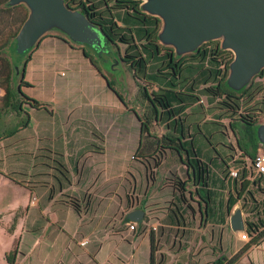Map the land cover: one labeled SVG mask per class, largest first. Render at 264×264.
Returning a JSON list of instances; mask_svg holds the SVG:
<instances>
[{"label": "crops", "instance_id": "1", "mask_svg": "<svg viewBox=\"0 0 264 264\" xmlns=\"http://www.w3.org/2000/svg\"><path fill=\"white\" fill-rule=\"evenodd\" d=\"M118 23L122 21L118 20ZM40 51L43 54L38 58L36 55ZM30 56L26 64L39 62L47 66L45 71L55 64H58L57 71L59 66L61 71L69 70L68 82L82 79L77 72L79 62L78 66L84 72H81L83 81L87 84L84 99L91 103L99 97L95 95L96 86L103 93V103L117 108L115 128H106V120L112 114L107 106L100 111L94 110V113L89 108L90 118L85 119L86 122L79 119L73 103L80 94H66L64 104L72 106L62 109L63 118L58 123L52 116L55 112L53 107L42 108L45 111L42 122L34 129L30 125L31 115L29 123L17 129L22 111L11 109L0 112V183L13 180L11 175L16 173L24 175V181L34 177L38 185L35 191L31 189V195L35 196H31L33 204L28 206L25 216L26 231L39 235L35 239L37 244L42 243L50 249L62 242L68 250H75L67 257V264H149L151 232L157 252H161V256L157 255L158 264H208L221 254L231 256L247 242L242 241L240 234L245 231L246 218H253L250 213L252 205L242 198L246 191L240 198L237 192L241 180L254 176L249 177L248 167L246 172L243 171L242 163H234L232 158L244 154L245 148L248 150L246 136L250 141V131L239 120L235 123L244 125L247 134L243 131L238 133L237 127L232 130L230 119L222 114L215 100L209 101L202 93L203 80L207 77L209 83L213 81V75H208L204 66L198 67V60L191 62L195 68L180 73L183 81L176 82L175 89L178 92L181 90L178 95L184 100L171 101V112L157 103L155 107L151 103L150 133H143L151 139L145 147L142 143L144 152L151 148V167L147 160L148 166L142 161V168L134 159H127L128 152H139L141 128L137 114L132 106L125 105L109 88L101 74L96 71L93 76L94 70L85 64L90 61L83 51L56 34H49L30 51ZM165 64L164 59H151L145 69L139 70L145 79L151 72V92L158 90L152 74ZM25 79L30 85L22 88L33 83L31 78ZM103 81L110 93L103 90ZM52 83L55 88L56 80L53 79ZM2 93L3 90L0 91ZM54 99L60 102L56 96ZM118 100L122 106H119ZM26 106L23 105V108ZM126 109L132 112L138 125L136 129L124 127ZM143 117L149 118L148 115ZM76 122L80 123L77 127L73 126ZM93 137H98L99 142H95ZM88 145L100 149L104 157L90 162L87 159L91 151ZM122 155L128 162H123ZM225 156L226 161H223L221 157ZM156 157L159 163H156ZM196 157L206 164V185L198 179L193 159ZM242 158L248 162L245 154ZM97 162L101 171L97 167L92 169ZM58 165L62 169L58 170ZM3 167L8 170L7 173ZM178 179L187 181L182 194L175 185ZM139 183L143 184L141 189ZM247 189H253L251 183ZM57 192L67 198L57 199L59 203L48 208L46 201ZM71 201L78 202L80 212L73 208ZM227 201L232 203L229 208ZM237 201L240 204H236ZM236 206H239L244 221L243 230L233 229L231 225V215ZM134 209L140 210L134 212ZM129 222L136 223L135 229H129ZM254 248L264 251V240L251 245L242 254L248 257L251 264H256L250 257ZM37 264L48 262L42 257Z\"/></svg>", "mask_w": 264, "mask_h": 264}, {"label": "trees", "instance_id": "2", "mask_svg": "<svg viewBox=\"0 0 264 264\" xmlns=\"http://www.w3.org/2000/svg\"><path fill=\"white\" fill-rule=\"evenodd\" d=\"M65 1L70 6L79 8L82 12L86 13L90 19L95 21L97 24H100L108 34L110 38L109 40L115 45V47L120 48V43L124 45V53L128 57L125 59V62L129 64L131 70H134V74H136L140 69H145L147 62L149 60L151 61V59L155 60L160 58L166 60L165 66L158 68L155 73L152 74L153 82L157 85L158 90L151 92L149 84L141 85L142 94L150 102V104L151 94L154 93L156 94L157 104L162 106L165 110H167V112H171V101H183L184 99L178 95V93H181V90L178 92L175 89V83L182 82L183 80L180 77V73L183 70L189 71L190 69L192 70L195 68L193 66L195 64L193 63L192 65L191 62L193 60H198L196 65H198V67L204 66L203 69L208 73V75H213V81L207 83V77L203 80L204 85L201 88L202 93L207 96L209 101L215 100L216 104H218L217 107L222 114L230 119V127L232 130L236 129L235 121L239 120L249 126H255V124L263 118L264 67L260 69L258 74L254 76L252 81L247 86L238 90L229 87L226 83V77L228 73V63L233 57V52L230 49L221 48L219 39L205 41L192 52L185 53L183 55H175L172 47L164 45L158 40L157 32L161 25V19L142 11L140 7V0H111V3L109 0ZM27 13L28 8L24 3L11 5L8 3V0H0V90H4V93L0 94V112H6L11 109L16 110L17 112L22 111L23 114L17 122V129L25 127L30 121V113L23 108V105H27L31 108L43 109H47L49 107L47 102L26 94L22 89L24 85H30V82L26 80L24 76L26 63L31 58L30 52L26 56L24 65L22 66L23 68H20L17 76L18 80L15 86H13V64L9 56L4 52L5 48L8 46L12 44L15 46L14 37L23 20L27 16ZM118 20L122 21V23L119 24ZM129 21H133L134 23L132 22L129 24ZM134 32H138L141 46L145 48L144 51L141 50L138 42L135 40L133 35ZM47 35L49 34H44L37 41L34 47H37L39 42ZM56 35L66 38L64 35ZM81 48L83 55L89 59L90 63L97 68L98 72H100L103 76L104 74L96 64L92 54L89 51H86L83 47ZM128 50L132 52H129ZM148 76L150 79H148L146 83L151 84V72ZM103 77L106 79L109 88H111L115 94L123 100L120 94L112 87L111 81L105 76ZM157 91H160L162 95H160ZM123 102L127 105L124 100ZM153 106L155 107L156 104L154 103ZM133 111L137 114L136 116L140 121L141 128V143L138 148V155L146 157L145 154L147 152L144 153L142 150V138L144 136L143 133H150V120L149 118H144L138 114L136 110L133 109ZM248 130L252 136L251 143L254 150H256L258 145L261 146V144L258 142L256 137L255 128L252 129L249 127ZM178 146H180V144H178ZM240 148L243 150L242 146H240ZM243 151L245 156H247L248 162L243 160L242 156L244 154L235 156V158H232V161L234 163H242L241 168L245 172L247 170L246 167H248L249 177L254 176L252 179L245 178L241 180L240 189L237 192V196L240 198L242 197V192L246 191V195L242 198L247 199L250 205H252L250 213L253 218H246L245 220V232L250 237L249 240L231 256L221 254L217 259L209 262L208 264H233L251 245H257L264 240V204L260 208H257V205L264 202V200L260 202L256 199L254 191L247 189V186L251 183L252 186L256 187V190L258 189L262 191L263 188L261 187L260 182L264 181V173H254L253 163L255 153L248 151L246 148ZM228 156L231 157V155ZM226 157L227 156L221 157V159L226 161ZM193 159L197 166L198 179L203 185H206V164L197 157ZM146 162L147 160L145 163ZM159 162L160 160L156 157V163ZM189 163L192 164L191 161ZM146 166H148V163H146ZM186 182V180L181 179L175 181V185L181 194L185 190L184 186ZM204 201L208 203L207 200ZM231 204L232 203L227 201L228 208ZM71 205L74 209L80 212V206L77 201H71ZM149 241V264H158L157 255L161 256V252H157L158 248L156 241L151 232L149 234ZM15 256V252H5L4 257L7 264H15Z\"/></svg>", "mask_w": 264, "mask_h": 264}, {"label": "rangeland", "instance_id": "3", "mask_svg": "<svg viewBox=\"0 0 264 264\" xmlns=\"http://www.w3.org/2000/svg\"><path fill=\"white\" fill-rule=\"evenodd\" d=\"M111 3L112 1L109 0ZM133 21H129V24H131ZM134 23V22H133ZM137 31V30H136ZM48 34H59V35H64L62 32L58 30H49ZM128 35V34H127ZM135 40L138 42L139 47L141 50H145L144 47L141 46L140 39L138 32L133 33ZM63 39V38H62ZM66 41V40H65ZM143 41V40H142ZM67 42V41H66ZM220 42V39H219ZM71 46L73 47H78L76 43L73 41L68 42ZM120 43V42H119ZM121 47H118V51L116 50V47L111 43L107 42L103 48H101L99 51H95L92 48H90L87 45L82 46L86 51H89L96 64L98 67L102 70L103 76L108 78L111 81L112 87L120 94V96L123 98V100L127 103V106H132L133 109H137L138 112L142 115H148L149 120L152 118L153 115V106L150 104L146 98L142 96V91H141V85L143 84H149V88L151 90V84L146 83L147 79H150L149 76H147V79H145L144 75L141 73V71H137L136 74L131 70L130 66L128 63H124L120 60L119 54H124V45L119 44ZM80 50L82 51V48L80 47ZM4 52L9 56L12 64H13V72L15 73L17 67L20 69L24 65L26 56L29 54L28 52H18L14 46V44L8 46L5 48ZM119 52V54H118ZM43 53L40 51L38 55H36L38 58H40V55ZM82 55V54H80ZM36 57V60L38 61V58ZM87 61V59H85ZM77 63V62H76ZM80 63L78 62V65ZM88 68H92L94 70V73L98 70L95 68L92 64L90 65V62L87 61L85 63ZM84 64V65H85ZM58 64L53 65L50 67V70L45 71V68L47 66H44L43 64H39V62H29L26 64L25 67V77H28L29 79L31 78L33 83L31 84L30 87L27 88H22L23 91H25L26 94L36 97L37 99L47 102L49 107H53V110L55 111L52 116H55L53 119H55V123L60 120L61 118V113L63 108H67L69 106H72V104H64L65 103V97L67 95H79L75 99V102L73 103L76 105L74 109H76L79 113V116L82 121H87L85 119H89V108H92V112L94 110L100 111L101 108L106 107L108 108V112H112L111 118L106 120V128H115L116 122L115 118L116 113H117V108L114 105H111L112 107H109L110 105H107L103 103V93L99 88L96 86L95 88V95L98 94L99 97L97 99H93L91 103L88 102V100L84 99V87L87 88V84L85 85L83 78L84 75H82L83 69L82 67L77 66V72H79L81 76V80L78 82L75 81H70L68 82L67 80L69 79L70 76V71L65 69L57 71L55 68L57 67ZM89 65V66H88ZM75 66V64H74ZM71 69V68H70ZM27 70V71H26ZM56 70V71H55ZM82 72V73H81ZM73 73V72H71ZM100 74V72H98ZM18 75L14 74L13 77V86H15L17 80H18ZM56 80V85L54 88V83H52V80ZM65 81H62V80ZM104 82V81H103ZM67 83V84H65ZM69 83H72L69 85ZM74 83V85H73ZM64 84V85H63ZM77 88V89H76ZM103 90L106 92L110 93V89H106L105 82L103 83ZM56 91L54 92V90ZM1 89L0 91H2ZM4 91V90H3ZM70 92V93H69ZM101 92V93H100ZM56 98L60 99V102L55 101V96ZM116 97V96H115ZM119 106H122V104L118 100ZM158 107V106H157ZM25 109L30 113L31 115V126L33 129L38 125L40 122H42L41 119H43L44 115V110L42 108H31L29 106H26ZM94 113V112H93ZM115 115V116H113ZM264 115V114H263ZM78 116V115H77ZM113 117V118H112ZM124 117H125V123L124 127H127L129 129H136L137 128V123L136 120L133 117V114L130 110H125L124 111ZM52 120V119H50ZM264 120L263 118L260 119V121ZM152 122V119L150 121V124ZM13 126L14 123H11ZM246 124V123H245ZM80 123L76 122L75 127L79 126ZM72 126V127H73ZM235 126L237 127L238 133L241 134V131H243L245 134H247V131L245 130L246 127H250L254 129V126H249L246 124V127L244 125H240L238 123H235ZM30 130V128H28ZM21 133V132H20ZM250 138V141H248V138L246 136V142L248 143L247 148L249 151H252L254 153L257 152L259 148H264L262 145H258L256 150H254L253 145L251 143V134L248 136ZM46 138V137H45ZM95 142H99L98 137H93ZM149 138L147 135L143 137V145L144 147L149 143ZM48 140V139H46ZM96 144V143H94ZM90 150L89 151V157L87 159L90 160V162L97 161L99 157H104L102 153L99 151L97 147L88 145ZM142 147V150L144 149ZM130 151L127 153V159H134L135 163L140 165V167L143 168L141 165V162H145L146 160L149 161L150 167H151V148L150 150L145 154L146 157H143L141 155H138V152ZM145 153V152H144ZM115 155V153L113 154ZM133 155V156H132ZM133 157V158H132ZM115 158V156H114ZM126 159V156L122 155V160L123 162H128ZM139 162H138V161ZM137 161V162H136ZM100 164L97 162L96 164L93 165L92 169L98 168L99 171H101V168L99 167ZM61 168L60 165H58V170ZM5 170L4 172H8V170L3 167ZM62 169V168H61ZM1 170V169H0ZM115 170H113L114 172ZM8 175H11L8 174ZM13 180H7L2 181L0 183V264H7L6 259L4 257L5 252H15V264H37L39 261V258L44 257L45 260H47L48 264H67L66 259L68 256L71 255L72 251H75L71 249L72 251L68 250L66 245L63 244L62 242H59V245L56 247H51L50 249H46L42 243L37 244L35 241L36 237H39V235L33 231H26L27 228V217L25 216V213L27 212L28 206H31L33 203L30 202L31 196H35V194H32L31 189H36V186L38 185L35 182V179H25L24 181V175L21 173H16L12 174ZM18 179V181H23L22 183H16L14 180ZM143 184L139 183V188L141 189V186ZM261 187L263 188V192L260 190H256V187L253 186V191L254 195L257 200L262 202L264 200V181L260 184ZM151 189V187H150ZM116 192V191H115ZM54 194V193H53ZM119 194V193H118ZM67 197H64L62 195H59V192L57 194L53 195V198L50 200L46 201V206L48 208H51L52 206H56L59 201H56L57 199H65ZM116 200H118V196H116ZM236 204H240V201H237ZM264 204V202L259 203L257 205V208L261 207ZM37 235V236H36ZM241 237V234H240ZM249 235L247 238H242L243 242H246L249 240ZM226 241V240H225ZM43 242V241H42ZM226 248H228L226 246ZM228 250V249H227ZM228 254L230 253L227 251ZM261 254V255H260ZM83 255V254H80ZM261 256V259L259 257ZM250 257H252L256 264H264V251L261 250L260 248H254V250L251 252ZM258 258V259H257ZM233 264H251L249 262V259L246 255L240 256Z\"/></svg>", "mask_w": 264, "mask_h": 264}, {"label": "water", "instance_id": "4", "mask_svg": "<svg viewBox=\"0 0 264 264\" xmlns=\"http://www.w3.org/2000/svg\"><path fill=\"white\" fill-rule=\"evenodd\" d=\"M24 3L28 13L14 40L18 52H30L49 30H58L67 41L99 51L111 42L100 24L65 0H8ZM141 10L161 19L159 42L175 55L197 49L208 40L220 39L233 57L228 63L226 83L238 90L247 86L264 67V0H140ZM23 68V67H22ZM17 67L14 74H19ZM258 142L264 147V120L255 124ZM140 209H134V212ZM133 212V211H132ZM233 229L243 230L239 206L231 215Z\"/></svg>", "mask_w": 264, "mask_h": 264}, {"label": "built area", "instance_id": "5", "mask_svg": "<svg viewBox=\"0 0 264 264\" xmlns=\"http://www.w3.org/2000/svg\"><path fill=\"white\" fill-rule=\"evenodd\" d=\"M254 173H264V148H259L254 155V163H253ZM136 223L129 222L128 227L129 229H135ZM247 233L245 231L241 232L242 238H247Z\"/></svg>", "mask_w": 264, "mask_h": 264}, {"label": "flooded vegetation", "instance_id": "6", "mask_svg": "<svg viewBox=\"0 0 264 264\" xmlns=\"http://www.w3.org/2000/svg\"><path fill=\"white\" fill-rule=\"evenodd\" d=\"M113 45H114V44H113ZM77 46H78L77 48L82 47V46L79 45V44H78ZM114 46H115V45H114ZM119 46H120V45H119ZM116 49L118 50L117 47H116ZM118 54H119V52H118ZM119 57H120V60H121L122 62H124V63H125V59L128 58L127 55H126L125 53H124V54H121V55L119 54ZM126 63H127V62H126ZM158 93H159L160 95H162L161 92H158ZM158 93H157V94H158ZM151 103H152V104H154V103L156 104V103H157V98H156V94H155V93H154V94H151Z\"/></svg>", "mask_w": 264, "mask_h": 264}]
</instances>
